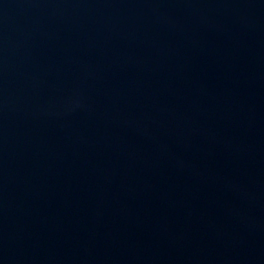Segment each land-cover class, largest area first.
<instances>
[{"label": "water", "instance_id": "obj_1", "mask_svg": "<svg viewBox=\"0 0 264 264\" xmlns=\"http://www.w3.org/2000/svg\"><path fill=\"white\" fill-rule=\"evenodd\" d=\"M0 264H264V0H0Z\"/></svg>", "mask_w": 264, "mask_h": 264}]
</instances>
